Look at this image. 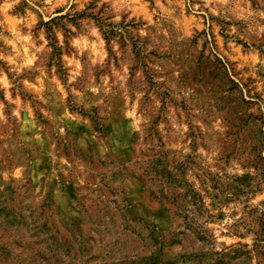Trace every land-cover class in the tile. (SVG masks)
<instances>
[{
  "label": "rangeland",
  "instance_id": "rangeland-1",
  "mask_svg": "<svg viewBox=\"0 0 264 264\" xmlns=\"http://www.w3.org/2000/svg\"><path fill=\"white\" fill-rule=\"evenodd\" d=\"M21 186L0 264H264V0H0Z\"/></svg>",
  "mask_w": 264,
  "mask_h": 264
},
{
  "label": "trees",
  "instance_id": "trees-1",
  "mask_svg": "<svg viewBox=\"0 0 264 264\" xmlns=\"http://www.w3.org/2000/svg\"><path fill=\"white\" fill-rule=\"evenodd\" d=\"M25 195L24 186L11 190L0 188V243H7L6 247H10L9 243L14 241V244L30 249L31 242L39 233L40 226H37L35 214H30L27 206L25 207ZM154 231L157 233L155 229ZM7 256L1 249V262H6Z\"/></svg>",
  "mask_w": 264,
  "mask_h": 264
},
{
  "label": "clouds",
  "instance_id": "clouds-1",
  "mask_svg": "<svg viewBox=\"0 0 264 264\" xmlns=\"http://www.w3.org/2000/svg\"><path fill=\"white\" fill-rule=\"evenodd\" d=\"M17 2H19V0H17ZM160 2V0H157V3H159ZM29 63H31V61H29ZM18 174V173H17Z\"/></svg>",
  "mask_w": 264,
  "mask_h": 264
}]
</instances>
